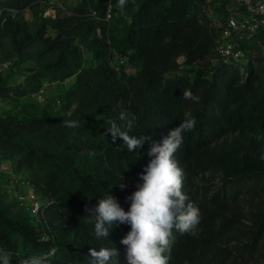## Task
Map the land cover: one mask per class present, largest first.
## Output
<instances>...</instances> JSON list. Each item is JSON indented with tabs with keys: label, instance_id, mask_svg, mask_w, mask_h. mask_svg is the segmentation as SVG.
Segmentation results:
<instances>
[{
	"label": "trees",
	"instance_id": "16d2710c",
	"mask_svg": "<svg viewBox=\"0 0 264 264\" xmlns=\"http://www.w3.org/2000/svg\"><path fill=\"white\" fill-rule=\"evenodd\" d=\"M23 1L0 0V7L13 9ZM117 4L99 0L94 10L77 5L46 18L35 31L51 29L54 35L36 57L31 87L40 80L62 83L75 76V81L61 98L62 114L45 111L32 119L0 115V159L16 158L28 185L46 200L35 216L22 202L8 203L0 193V248L32 254L55 247L51 264H93L90 248L115 247L118 256L109 264H126V246L120 241L130 226L114 227L106 239H96L84 218L86 208L107 194L127 211L126 197L142 183L150 143L132 153L107 132L108 121L120 123L118 115L125 111L136 117L130 135L158 142L185 118L196 120L174 159L184 172L182 192L200 208L201 223L196 237L173 230L174 242L165 253L168 264H202L228 241L240 244L229 264L251 261L264 248V162L233 164L219 158L212 144L247 125L264 132V56H252L248 64L220 58L212 73L171 76L181 67L177 47L189 64L215 47L189 13L187 1L128 0L120 18L107 19L109 5L113 12ZM199 34L202 42L193 44ZM115 58L139 67L129 73L113 64ZM185 89L199 96V103L185 99ZM64 120L78 121L80 127H65ZM219 168L226 171L223 183L195 195V179ZM119 183L126 187L121 190ZM241 197L259 198L252 206V227L237 210Z\"/></svg>",
	"mask_w": 264,
	"mask_h": 264
},
{
	"label": "rangeland",
	"instance_id": "374dc122",
	"mask_svg": "<svg viewBox=\"0 0 264 264\" xmlns=\"http://www.w3.org/2000/svg\"><path fill=\"white\" fill-rule=\"evenodd\" d=\"M98 1L24 0L19 7L13 8L17 10L16 16L8 15L7 20L0 24V63L6 60L14 62L13 68L6 71L4 76H0V115L32 119L41 116L45 111L53 114L65 112V102L61 105V98L65 97L66 91L75 81V76L62 83L50 84L46 80H40L35 88L30 85L29 76L36 67V57L47 44L48 38L54 35L51 29L43 30L39 34H36L35 31L42 26L43 20L53 18L50 15L53 10L59 14L83 4H86L90 10H94ZM186 1L189 13L197 17L198 23L207 30L211 37V44L214 45L219 24L217 13L213 12L211 17L204 18L189 0ZM113 9L111 20L120 18V15L126 12L120 8L119 4L113 5ZM201 36L203 34L195 36V39L192 40L193 44L201 43ZM183 52L181 47L175 49L181 67L178 72L169 75L180 74L194 78L200 70L212 73L220 59L214 50L208 52L204 59L189 64ZM113 64L129 73H135L139 67L119 58H115ZM241 64H248V59L243 58ZM40 85L44 92L39 96L37 91ZM23 90L26 92L25 95H20L19 91ZM39 138L44 139L42 136ZM212 148L219 158L233 164H258L264 162V132L257 130L252 125H247L214 142ZM225 174L226 171L222 168L202 174L195 179V195L202 194L208 187L214 188L221 185L226 177ZM27 178L25 170L17 167L16 158L6 156L0 159V193L4 194L8 203L18 201L26 206H30L34 201H40V204L46 203V200L36 189L35 197H29L32 186L28 185ZM240 200L237 210L242 214L245 225L252 227L254 217L252 206L259 198L241 197ZM239 246L238 241L225 242L207 255L202 264H218L219 262L229 264L235 259L232 257L234 253L231 252ZM238 264H264V248L251 261H239Z\"/></svg>",
	"mask_w": 264,
	"mask_h": 264
},
{
	"label": "clouds",
	"instance_id": "9594fccd",
	"mask_svg": "<svg viewBox=\"0 0 264 264\" xmlns=\"http://www.w3.org/2000/svg\"><path fill=\"white\" fill-rule=\"evenodd\" d=\"M127 3L128 0H119L120 8L123 10ZM183 97L193 103L200 100L190 89L183 91ZM118 120L120 123L108 121L110 127L107 132L111 134L112 141L122 139L132 153L139 152L148 141L151 146L147 155L151 159L139 175L142 183L137 184V190L126 197L130 201L127 211L115 196L107 194L95 207L86 208L85 223L92 225V235L96 239H106L114 227L129 225L130 231L120 241L126 246V264H168L165 253L170 252L174 242L173 230L196 237L201 223L200 208L182 192L184 172L174 159L184 142V134L194 130L196 120L185 118L159 142L147 136L129 134L136 120L133 113L122 111ZM63 124L68 128L80 127L75 120H64ZM118 187L123 190L126 185L119 183ZM56 252L55 247L32 254L0 248V264H51ZM89 256L93 264H109L113 257L118 256V251L115 247L98 251L90 248Z\"/></svg>",
	"mask_w": 264,
	"mask_h": 264
},
{
	"label": "built area",
	"instance_id": "2783aa9c",
	"mask_svg": "<svg viewBox=\"0 0 264 264\" xmlns=\"http://www.w3.org/2000/svg\"><path fill=\"white\" fill-rule=\"evenodd\" d=\"M190 3L204 18L211 17L213 12L217 13L219 24L214 50L224 62L241 63L243 58L264 56V0H190ZM16 14L15 9L0 7V23L5 22L8 15ZM50 15L55 18L58 13L53 10ZM106 18H112V5H109ZM12 66V60L1 62L0 74ZM43 92L44 89L40 88L39 96ZM29 186H32L29 197H35L34 186ZM41 205L40 201H34L28 207L37 216Z\"/></svg>",
	"mask_w": 264,
	"mask_h": 264
},
{
	"label": "crops",
	"instance_id": "0c3cea01",
	"mask_svg": "<svg viewBox=\"0 0 264 264\" xmlns=\"http://www.w3.org/2000/svg\"><path fill=\"white\" fill-rule=\"evenodd\" d=\"M74 83V82H73Z\"/></svg>",
	"mask_w": 264,
	"mask_h": 264
}]
</instances>
